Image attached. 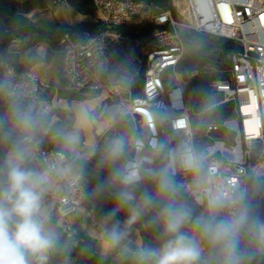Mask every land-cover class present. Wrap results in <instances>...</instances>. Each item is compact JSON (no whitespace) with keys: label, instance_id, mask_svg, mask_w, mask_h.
<instances>
[{"label":"built area","instance_id":"obj_1","mask_svg":"<svg viewBox=\"0 0 264 264\" xmlns=\"http://www.w3.org/2000/svg\"><path fill=\"white\" fill-rule=\"evenodd\" d=\"M90 1L95 9L93 27L65 31L55 41L62 58V89L103 96L98 119L104 117L108 101L118 104L120 111L91 147L83 144L78 151L91 150L89 155L85 152L87 160L94 155L102 159L114 139L135 136L144 142L141 156L151 155L152 140L164 143L167 147L159 158L167 163L168 151L187 145L242 195L240 204L247 219L252 190L257 216L255 248L264 255V0H167L170 8L164 10L144 0ZM181 30L208 35L227 47L206 50L198 57L202 64L190 66L185 61L187 48ZM1 50L6 52L7 46ZM202 75L209 76L206 88L211 103L206 111L230 105L233 117L216 113L209 121L195 120L204 114L194 110L200 102L195 81ZM45 87L35 73L19 70L0 56L3 160L14 143L22 142L33 152L26 161L30 169L42 170L46 162L61 156L65 164L72 165V156L58 149L56 135L49 133L47 121L55 107L43 96ZM188 92L195 94L193 102ZM20 118L28 119L27 132L20 128ZM253 119L259 121L256 130L246 124ZM197 124L204 129L203 147L195 134ZM136 155L133 148L127 159ZM174 179L178 184L192 183V177L179 166ZM182 195L196 205L194 195ZM86 201L83 179L76 186L61 183L59 191L46 196L53 220H65ZM93 226L102 229L96 220Z\"/></svg>","mask_w":264,"mask_h":264},{"label":"clouds","instance_id":"obj_2","mask_svg":"<svg viewBox=\"0 0 264 264\" xmlns=\"http://www.w3.org/2000/svg\"><path fill=\"white\" fill-rule=\"evenodd\" d=\"M148 125L151 128L150 120ZM19 126L27 132L28 119L20 118ZM61 139L73 152L80 137L72 131ZM150 143L151 155L141 156L143 139L118 137L104 149L101 163L112 169L107 182L114 203L111 215L126 210L127 225L149 217L148 224L157 231L156 243L129 248L123 243L127 232L117 223L105 233L103 253L119 249L132 264H204L206 242L219 251L221 264H239L236 250L247 219L242 195L187 145L168 151L167 163L156 165L167 146ZM133 148L137 155L128 160ZM32 155L31 148L17 142L0 164V264H49L61 236L46 196L59 191L61 183L76 186L82 179L80 169L65 164L62 156L46 162L42 170L30 169L26 161ZM177 166L192 177L191 184L176 182ZM97 191H104V186L98 185ZM183 193L195 196L199 214L194 215Z\"/></svg>","mask_w":264,"mask_h":264},{"label":"trees","instance_id":"obj_3","mask_svg":"<svg viewBox=\"0 0 264 264\" xmlns=\"http://www.w3.org/2000/svg\"><path fill=\"white\" fill-rule=\"evenodd\" d=\"M66 3L82 15H94V6L90 0H65ZM152 3L159 9H169L167 0H144ZM93 25L80 24L74 27L60 26L58 31L45 32L37 28L27 17L20 14L14 6L12 0H0V43L5 46L9 41L18 39L19 37L28 36L30 34H38L42 38L50 39L55 42L58 36L68 30L74 28H92ZM181 35L185 41L187 53L185 61L190 66L202 64L198 57L209 49H215L220 46L227 47V44L222 45L221 41H218L208 35H200L189 30H181ZM209 80V76L202 75L195 81V86L200 96V102L195 106L197 112H203L202 121H209L215 118L214 114H220L221 117L231 118L233 112L230 105L222 106L217 111L207 112L206 109L211 103L209 91L206 88V83ZM54 96V89L48 90L44 97L51 101ZM57 98L66 100L68 102L78 99V95L75 93L64 91L59 89L57 91ZM112 103V102H111ZM98 113V112H97ZM53 116H56L57 120L48 125V130L51 135H56V142L58 149L64 151L67 155L72 156V165L75 169H80L83 181L89 186L87 190V197L91 198L93 193H98L104 197L110 206L111 213L114 210L113 197L110 195L111 189L108 188L107 182L111 176L112 169L107 167V170L103 168L101 163V157L94 155L91 159L85 158V151H78V148L84 144V135L81 130L74 128L75 117L72 113L55 108L48 118L47 124L50 123ZM76 131L80 137L79 143L75 146L73 152H69L65 149L61 137L67 132ZM196 134V133H195ZM197 137V135H196ZM206 143L204 139L203 145ZM3 159L0 155V164ZM163 164L161 158H157L156 165ZM103 185L104 191H97V186ZM115 218L126 223L127 212L121 210L115 215ZM127 224V223H126ZM136 228L142 237L143 244H152L149 240V236L145 228L140 222L129 225ZM61 236V244L58 251L51 254L49 264H61L66 258H73L75 264H132L130 257L124 256L121 252L114 255L101 256L96 253V242L91 240L83 233H74L71 236H67L66 233L59 232ZM256 234V233H255ZM254 234H249L243 229L240 232L239 244L236 250V257L239 264H264V255L260 254L253 242L255 241ZM205 249L207 253L204 256V264H221L222 256L218 250H212L205 242Z\"/></svg>","mask_w":264,"mask_h":264},{"label":"crops","instance_id":"obj_4","mask_svg":"<svg viewBox=\"0 0 264 264\" xmlns=\"http://www.w3.org/2000/svg\"><path fill=\"white\" fill-rule=\"evenodd\" d=\"M12 1L20 14L27 17L37 28L45 32L58 31L60 26L74 27L80 24H91L93 22L92 18L94 15L89 16L79 14L76 10L69 6L65 0ZM54 1H58V3L55 4ZM90 18L92 19L91 21L89 20ZM14 40H18V43L13 44L9 41L5 45L7 46V51L4 53L1 50V47L3 46L0 43V56L14 64V66L19 70H30L35 73L40 80L46 84V87L43 90V96L48 92V90L54 89V96L51 99L52 103L54 100H57L58 103L62 101L57 98V91L62 89V79L60 73L62 58L56 43L52 42L50 39L42 38L38 34H30ZM58 109H61V107ZM90 120L91 121L87 123L86 127L88 129H93L94 123L96 122L95 118H91ZM52 123L53 122L50 121L49 125H52ZM108 126L109 124L102 130L94 129L95 139L93 143L95 142L97 135L106 130ZM74 128L81 130L83 135L85 134L84 130L79 128L76 120ZM93 143L90 145L92 146ZM84 144L86 147L90 146L86 143V141H84ZM0 179H2V177H0ZM93 201L94 203L96 201L95 206L91 205V202ZM189 204L194 209V215L199 214L200 209L191 202H189ZM94 220L101 224L102 229H96L93 226ZM148 220L149 217H144L141 220H138V222H140L147 231L150 242L155 244L157 231L154 227L148 224ZM53 223L56 225L58 232L69 234L83 233L91 240L95 241L96 253L101 256L114 255L121 252L119 249H114L107 254L103 253V241L106 238L105 233L110 231L113 225H116L117 223L120 230L127 232V236L123 241L124 244L131 249H135L138 244H143L140 232L136 228L129 226L112 216L108 201L95 192L91 198L87 197L86 204L79 208L74 214L70 215L65 220L55 218ZM206 253L207 251L205 254ZM67 260L69 263L75 264L73 258H66L65 262Z\"/></svg>","mask_w":264,"mask_h":264},{"label":"rangeland","instance_id":"obj_5","mask_svg":"<svg viewBox=\"0 0 264 264\" xmlns=\"http://www.w3.org/2000/svg\"><path fill=\"white\" fill-rule=\"evenodd\" d=\"M94 19V18H92ZM91 18L89 19L90 21L92 20ZM78 99L68 102L66 100H62L59 103L57 100L53 101V104L55 107L58 109L61 107V109L66 110L70 113H72L75 117V120L77 121V124L79 125V128L84 130V135H85V141L87 144H92L94 139H95V132L94 129L96 130H102L105 127H107L108 124L112 123L115 118L118 116L120 108L118 104L116 103H111V102H106V107L104 108V117L102 119H98L96 117L97 112L101 109L104 98L101 95L97 94H77ZM188 97L191 102L194 101L195 94L188 92ZM194 110L197 112V110L194 108ZM218 109H216L217 111ZM91 118H95V123L93 129L87 128V123H89ZM201 119L200 117L195 118V120ZM57 120L56 116H53L51 119V122H54ZM195 133L197 135V139L199 142V146L203 147L204 143V129L200 124H197L195 127ZM91 146V145H90ZM89 146V147H90ZM88 155L91 153V150L85 151ZM86 190H89V186L85 183ZM249 199L251 202V206L249 207V213H248V219L242 228L245 232H248L249 234H254L256 235V229H257V216H256V209H255V200L252 194V190L249 191ZM96 201L94 203L91 202V205L95 206ZM256 237V236H255ZM239 240H242L239 237ZM253 244L256 246V239L253 242ZM69 259V258H68ZM61 264H74V263H69L67 260L66 262L64 261Z\"/></svg>","mask_w":264,"mask_h":264},{"label":"snow or ice","instance_id":"obj_6","mask_svg":"<svg viewBox=\"0 0 264 264\" xmlns=\"http://www.w3.org/2000/svg\"><path fill=\"white\" fill-rule=\"evenodd\" d=\"M262 20H264V17H261ZM243 77H240V80L243 81ZM246 124L248 125V127L252 130H256L259 127V121L258 119H253L250 121H246Z\"/></svg>","mask_w":264,"mask_h":264}]
</instances>
